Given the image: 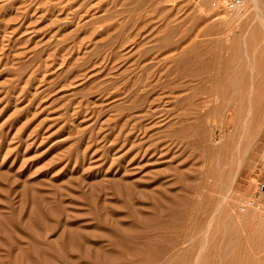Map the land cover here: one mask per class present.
Returning <instances> with one entry per match:
<instances>
[{
  "label": "rangeland",
  "instance_id": "rangeland-1",
  "mask_svg": "<svg viewBox=\"0 0 264 264\" xmlns=\"http://www.w3.org/2000/svg\"><path fill=\"white\" fill-rule=\"evenodd\" d=\"M215 1L0 0V264H264V0Z\"/></svg>",
  "mask_w": 264,
  "mask_h": 264
},
{
  "label": "built area",
  "instance_id": "built-area-1",
  "mask_svg": "<svg viewBox=\"0 0 264 264\" xmlns=\"http://www.w3.org/2000/svg\"><path fill=\"white\" fill-rule=\"evenodd\" d=\"M244 0H224V4L229 9H236L242 5ZM212 4L215 5L216 1L212 0ZM258 201L254 197L245 198L239 205V210L244 211L249 207L258 206Z\"/></svg>",
  "mask_w": 264,
  "mask_h": 264
},
{
  "label": "bare ground",
  "instance_id": "bare-ground-1",
  "mask_svg": "<svg viewBox=\"0 0 264 264\" xmlns=\"http://www.w3.org/2000/svg\"><path fill=\"white\" fill-rule=\"evenodd\" d=\"M257 3H255V5H256ZM210 42V41H209ZM162 85H163V82H162ZM166 85V84H165ZM150 103V102H149ZM238 108V107H237ZM237 116H239V115H237ZM238 118V117H237ZM235 158V157H234ZM230 161H231V159H230ZM233 164V163H232ZM230 169V168H229ZM231 170V169H230ZM226 171V170H225ZM229 172V171H228ZM226 175V174H225ZM229 175H230V172H229Z\"/></svg>",
  "mask_w": 264,
  "mask_h": 264
}]
</instances>
